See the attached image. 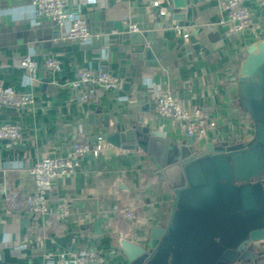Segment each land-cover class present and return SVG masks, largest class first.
<instances>
[{
  "label": "crops",
  "instance_id": "0c3cea01",
  "mask_svg": "<svg viewBox=\"0 0 264 264\" xmlns=\"http://www.w3.org/2000/svg\"><path fill=\"white\" fill-rule=\"evenodd\" d=\"M31 2L0 0V87L34 93L36 100L29 110L0 106V126L21 128L17 144L0 141V264H75L77 255L90 250L101 254L104 264H129L120 240L147 243L150 229L168 223L174 195L146 156L103 138L117 126H140L186 139L183 123L156 113L158 94L169 92L184 111L202 108L216 121V129L199 139L202 144L250 141L255 125L238 105L239 66L248 47L264 41L263 4L249 3L252 29L237 35L227 22L224 0H185L191 15H185L184 28L172 27V0H69L67 10L85 20L94 35L79 43L62 40L66 30L53 21L34 19ZM130 25L140 32L129 33ZM147 33L153 34L152 45L143 36ZM28 54L39 65L30 84L20 67ZM48 58L60 62L59 72L45 68ZM81 69H105L121 80V88L100 90L98 103H83L71 86ZM77 141L101 146L102 152L83 158L74 174L54 180L47 215L5 207L6 192L34 194L30 171L37 162L66 157ZM63 202L66 217L58 213ZM127 210L134 221L123 216ZM245 264H264V253Z\"/></svg>",
  "mask_w": 264,
  "mask_h": 264
},
{
  "label": "water",
  "instance_id": "95a60500",
  "mask_svg": "<svg viewBox=\"0 0 264 264\" xmlns=\"http://www.w3.org/2000/svg\"><path fill=\"white\" fill-rule=\"evenodd\" d=\"M185 15V0H172V27H187ZM143 36L152 45L153 34ZM238 79L239 108L255 125L248 142L174 140L140 126L103 138L146 156L174 195L168 223L150 229L147 243L120 240L129 264H245L264 253V41L248 47Z\"/></svg>",
  "mask_w": 264,
  "mask_h": 264
},
{
  "label": "built area",
  "instance_id": "2783aa9c",
  "mask_svg": "<svg viewBox=\"0 0 264 264\" xmlns=\"http://www.w3.org/2000/svg\"><path fill=\"white\" fill-rule=\"evenodd\" d=\"M69 0H32L30 13L34 19H46L56 23L66 32L62 40L87 43L94 35L90 32L85 20L67 10ZM252 0H224V11L228 14V24L233 34H245L252 29L253 10L250 7ZM158 5L157 2L154 3ZM140 32L134 25L129 26V33ZM184 38H188L185 34ZM46 69L59 72L61 64L58 60L48 58L44 62ZM20 67L26 73L28 83L37 79L39 70L38 63L32 54L24 56L20 60ZM122 82L111 72L105 69L94 71L92 69H81L71 86L79 92L80 101L83 103H98V92H115L121 88ZM35 94L31 92L17 93L13 89L0 87V106L29 110L35 106ZM156 113L160 117L185 125V137H206L217 127L207 111L196 108L192 112L184 111L169 92L159 93L156 98ZM21 138V128L17 125L6 124L0 126V141L7 140L17 144ZM102 152L101 146H91L80 141L72 144L69 155L63 158H44L37 162L31 169L35 182L33 195L21 197L16 193L4 194L5 207L11 212L27 211L37 216L49 213L48 193L52 189L53 182L58 177L74 174L81 164V160L87 156L97 157ZM59 216L68 215V203L63 202L59 207ZM123 216L129 221L135 220L132 210L124 211ZM75 264H104L105 260L101 254L94 250L79 254L74 259ZM56 264H68L65 260H59Z\"/></svg>",
  "mask_w": 264,
  "mask_h": 264
}]
</instances>
